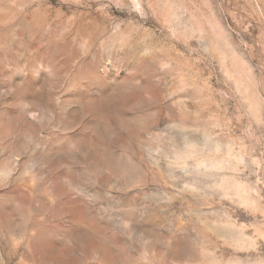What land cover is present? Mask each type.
<instances>
[{"label":"rangeland","instance_id":"obj_1","mask_svg":"<svg viewBox=\"0 0 264 264\" xmlns=\"http://www.w3.org/2000/svg\"><path fill=\"white\" fill-rule=\"evenodd\" d=\"M0 264H264V0H0Z\"/></svg>","mask_w":264,"mask_h":264}]
</instances>
